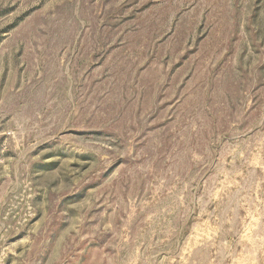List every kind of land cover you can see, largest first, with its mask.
<instances>
[{"label": "rangeland", "instance_id": "rangeland-1", "mask_svg": "<svg viewBox=\"0 0 264 264\" xmlns=\"http://www.w3.org/2000/svg\"><path fill=\"white\" fill-rule=\"evenodd\" d=\"M0 264H264V0H0Z\"/></svg>", "mask_w": 264, "mask_h": 264}]
</instances>
